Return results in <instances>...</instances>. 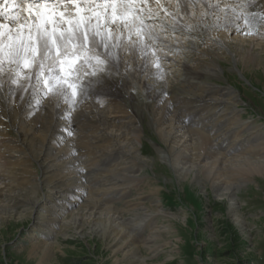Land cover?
<instances>
[{
  "label": "bare ground",
  "instance_id": "obj_1",
  "mask_svg": "<svg viewBox=\"0 0 264 264\" xmlns=\"http://www.w3.org/2000/svg\"><path fill=\"white\" fill-rule=\"evenodd\" d=\"M259 1L264 12V0ZM161 2L117 0L118 5L131 3L130 18L144 20L158 34V39L144 47L136 42L135 31L130 42L129 33L124 30L119 41L118 62L104 56L106 67L96 76L89 74L88 67L80 69L88 90L76 98L74 107L67 102H61L58 107L57 97H43L24 80L17 87L10 83L7 72L3 75L0 215L35 216L39 220L38 229L46 231L34 249L50 247L52 242L54 245L57 235L53 232L57 229L61 234L71 221L92 219L104 235L112 236L116 242L123 241L117 250L122 252L131 244L130 240L135 242L143 233L152 213L163 211L159 199L151 200L152 210H146L147 206L140 208L147 195L136 193L149 185L154 195L160 189L153 182L140 180L139 172L144 170L148 176L155 165L140 149L145 118L162 142L161 146H154L156 154L165 158L178 177L193 175L197 179L201 169L213 186L232 187L248 174L264 175V131L254 120L241 114L240 91L217 82L227 79L222 62L230 64V72L246 79L245 69L240 65L260 64L258 53L264 48V38L248 35L231 17L232 20L218 17L224 15L225 12H219L224 10V5L215 0H176V12L169 11ZM197 2L210 15L200 13V17L192 18L191 12L188 14L189 5L197 6ZM155 11L170 13L174 21L163 19ZM178 11L188 19L176 17L174 12ZM217 11L219 15L214 18ZM157 26H161L160 30ZM166 32L194 37L187 43L189 51L179 50L185 47L179 44L182 41L169 43L163 35ZM157 46L162 48L161 52L183 53L180 58L183 63H175L178 73L173 77H168L170 71L165 65L173 66L175 61L172 58L171 63L163 65L161 52L155 50ZM89 80L91 87L87 84ZM139 80L143 85L146 82L144 88L150 101L143 105L133 94L134 103L130 106L126 103L130 99H123L122 94L131 97L127 89ZM8 125L15 129L16 135L3 131ZM27 152L32 159L23 157ZM137 160L146 168L137 164ZM30 169H38L39 179L31 176ZM119 203L122 205L118 206ZM132 211L136 213L130 214ZM150 231L143 242L155 256L159 253L155 251L167 244L174 231L167 223ZM130 250L123 255L128 257Z\"/></svg>",
  "mask_w": 264,
  "mask_h": 264
},
{
  "label": "rangeland",
  "instance_id": "obj_2",
  "mask_svg": "<svg viewBox=\"0 0 264 264\" xmlns=\"http://www.w3.org/2000/svg\"><path fill=\"white\" fill-rule=\"evenodd\" d=\"M215 1L224 5V10H219V12L225 13L218 16L219 12L217 11L214 18L217 16L224 20L233 18L240 25L242 31L249 33L248 35L264 38V12H262L259 0H223L226 4L222 0ZM161 4L171 12L177 10L176 0H162ZM199 5L198 2V8L193 4V7L191 4L189 5L188 14L190 15L191 12L192 18L194 15L200 17L202 13H208L202 3ZM249 11H251L250 15ZM175 12L176 17L180 15L182 18L188 19L186 15H182V12ZM154 13L160 14L165 20L167 18V21L171 23L174 21L173 17L169 15L170 13H157V11ZM235 16L239 18L237 19ZM249 17L253 18L250 20ZM157 27L160 30L161 26ZM169 33H163L164 36L166 35L164 38L170 41H168L169 43L182 41L179 44H183L185 50L182 47L179 50H182L183 53L189 51L187 43L194 40L191 39L194 37L189 34L180 37L173 32ZM161 49L158 46L155 48L159 52L162 51ZM183 53L161 52L163 65L175 61L173 66L165 65L166 69L170 71L168 77H173L178 73V66L174 67V65L178 61L183 63V59H180ZM258 54L260 62L258 66L240 65L245 69L246 79L236 72H230L228 67L230 64L222 62L227 79L217 80V82L224 87L232 85L240 91L241 99L238 108L242 110L241 114L244 118L254 120L264 131V48H261ZM150 61L152 62L151 59ZM135 84L128 88L129 90L127 89V92L131 93V97L130 94L123 93L122 98L130 99V102L126 101V103L132 106L134 103L132 95L134 94L140 103L147 104L150 100L144 88L146 82L143 85L144 82L139 80ZM146 121V118L142 120L144 132L143 145H140V149L142 148L144 154L148 156L147 158L150 157L152 164L155 163V165L150 168L148 176L142 170L139 172L142 177H139L140 180L155 183L160 189L157 196L150 191L152 185L136 190V193L147 195L142 200L144 203L141 204L143 206H139L140 208L147 206L146 210H152L154 208L151 200L159 199L163 204V211L152 213L151 220L148 221L149 224L144 226V231L139 238L135 242L130 240L131 244L126 247V250L132 249L128 257L124 256L126 250L117 251L123 246V241L116 242L112 236L104 235L97 229L95 221L92 219L71 221L70 226L61 234L57 229L53 232L57 235L54 245L52 239L50 247L34 249V244L41 241V235H43V231H46V229H38L37 222L39 220L35 216L20 218L18 215L6 216L2 213L0 215V264H264V175L248 174L242 179L243 182L240 181L237 186L233 185L232 187H228L227 184L213 186L205 179L206 174H202L201 169L198 170L197 179L193 175L186 178L178 177L170 165L165 162V158L156 154L155 147L161 146L162 142L159 141L158 136ZM5 130H9L8 132L13 136L17 133L11 126L3 131ZM18 142L20 145V141H16V143ZM24 155L25 159H32L28 152ZM136 162L139 165H145L140 160ZM144 167L146 168V165ZM34 171L30 172L31 176L39 179L38 169ZM117 205L120 206L122 203ZM79 206L81 204L77 208ZM134 213L136 212H130V214ZM163 223L172 227L174 232L166 240L167 244H163L159 247V251H155L159 253L152 256L154 252L147 249L143 241L151 234V228H157Z\"/></svg>",
  "mask_w": 264,
  "mask_h": 264
},
{
  "label": "snow or ice",
  "instance_id": "obj_3",
  "mask_svg": "<svg viewBox=\"0 0 264 264\" xmlns=\"http://www.w3.org/2000/svg\"><path fill=\"white\" fill-rule=\"evenodd\" d=\"M132 8L117 0H0V86L7 72L17 87L27 81L43 97H57L58 107H74L88 90L80 69L96 76L106 67L104 56L118 62L124 30L130 42L135 31L144 47L158 39L144 20L130 18Z\"/></svg>",
  "mask_w": 264,
  "mask_h": 264
}]
</instances>
